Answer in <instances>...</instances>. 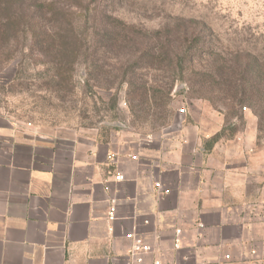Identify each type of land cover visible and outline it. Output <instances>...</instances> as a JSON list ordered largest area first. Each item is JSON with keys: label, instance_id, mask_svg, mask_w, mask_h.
I'll return each instance as SVG.
<instances>
[{"label": "rangeland", "instance_id": "1", "mask_svg": "<svg viewBox=\"0 0 264 264\" xmlns=\"http://www.w3.org/2000/svg\"><path fill=\"white\" fill-rule=\"evenodd\" d=\"M242 53L264 64V0H0V125L154 150L158 174L186 149L177 164L214 169L215 186L219 164L252 163L258 198L264 95ZM262 199L240 209L248 225H264Z\"/></svg>", "mask_w": 264, "mask_h": 264}, {"label": "crops", "instance_id": "2", "mask_svg": "<svg viewBox=\"0 0 264 264\" xmlns=\"http://www.w3.org/2000/svg\"><path fill=\"white\" fill-rule=\"evenodd\" d=\"M27 135L0 125V264H264V225H248L240 212L264 197L262 189L256 198L252 163L219 164L215 186L206 179L214 169L194 174L177 164L186 149L158 174L146 160L154 150ZM157 182L168 196H157ZM230 203L239 209L231 216ZM128 234L152 252L133 261Z\"/></svg>", "mask_w": 264, "mask_h": 264}, {"label": "built area", "instance_id": "3", "mask_svg": "<svg viewBox=\"0 0 264 264\" xmlns=\"http://www.w3.org/2000/svg\"><path fill=\"white\" fill-rule=\"evenodd\" d=\"M107 158H108V160L112 161L115 159V155L110 154ZM130 159L136 160V156L132 155V156H130ZM115 179L117 182H121L124 180V177L120 174H117L115 176ZM154 188H155V191L157 193V196L161 197V198L168 196L170 193V189L168 187H166V186H164L158 182L154 184ZM115 219H116V205H115V201H111V204H110L109 210H108L107 220L109 222H113V221H115ZM180 236H181V231L175 230V241L173 244L174 249H178L180 247V244H181ZM126 237L129 240H131V242H132V247H131L129 255L133 261L134 260L140 261L141 256L150 254L152 252L151 246L145 244L140 238L136 237L135 235L128 234ZM226 259H229V258L226 257ZM155 264H158L157 261L155 262Z\"/></svg>", "mask_w": 264, "mask_h": 264}, {"label": "trees", "instance_id": "4", "mask_svg": "<svg viewBox=\"0 0 264 264\" xmlns=\"http://www.w3.org/2000/svg\"><path fill=\"white\" fill-rule=\"evenodd\" d=\"M192 48V46L188 47V49L190 50ZM237 63L239 64H243L244 70H247L245 72L241 73V70L238 72V74H244L248 71H253L254 74H250L251 78L253 76V80H254V84H253V90L255 91V94L257 95H264V64L260 63V60L258 57L256 56H251L249 53H242L240 55H238L237 57ZM237 74V75H238ZM247 75V74H245ZM242 75V77L246 76ZM242 79V78H241ZM246 81V80H245ZM239 94L241 96L246 95V90L245 87L243 85H240L239 88Z\"/></svg>", "mask_w": 264, "mask_h": 264}]
</instances>
